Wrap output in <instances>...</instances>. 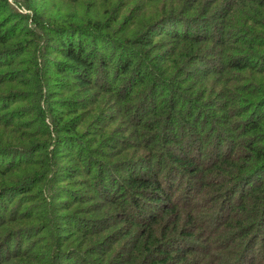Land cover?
I'll return each instance as SVG.
<instances>
[{
	"label": "trees",
	"instance_id": "16d2710c",
	"mask_svg": "<svg viewBox=\"0 0 264 264\" xmlns=\"http://www.w3.org/2000/svg\"><path fill=\"white\" fill-rule=\"evenodd\" d=\"M21 4L0 264H264V0Z\"/></svg>",
	"mask_w": 264,
	"mask_h": 264
},
{
	"label": "rangeland",
	"instance_id": "374dc122",
	"mask_svg": "<svg viewBox=\"0 0 264 264\" xmlns=\"http://www.w3.org/2000/svg\"><path fill=\"white\" fill-rule=\"evenodd\" d=\"M37 2V5H40V6H44L47 2L50 3L51 5V0H35ZM9 2V5L13 8V9H16L18 12H20L21 14L23 15H27L29 16V18L32 17V13L26 9H24L22 7V0H8ZM29 21L27 20V24L29 26ZM28 28H31V26H29Z\"/></svg>",
	"mask_w": 264,
	"mask_h": 264
}]
</instances>
